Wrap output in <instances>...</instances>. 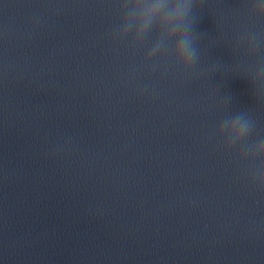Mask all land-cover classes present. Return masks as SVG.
I'll use <instances>...</instances> for the list:
<instances>
[{"label": "clouds", "instance_id": "clouds-1", "mask_svg": "<svg viewBox=\"0 0 264 264\" xmlns=\"http://www.w3.org/2000/svg\"><path fill=\"white\" fill-rule=\"evenodd\" d=\"M156 7H160V5L157 4ZM256 9H257L258 12L264 14V3L258 4L256 6ZM186 51L188 52V55H190V56L195 55V51L194 50L186 49Z\"/></svg>", "mask_w": 264, "mask_h": 264}]
</instances>
